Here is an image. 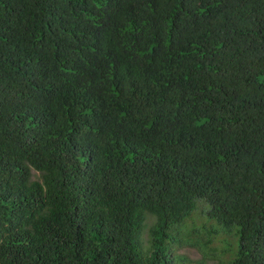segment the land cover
<instances>
[{
  "label": "trees",
  "instance_id": "16d2710c",
  "mask_svg": "<svg viewBox=\"0 0 264 264\" xmlns=\"http://www.w3.org/2000/svg\"><path fill=\"white\" fill-rule=\"evenodd\" d=\"M0 264H264V0H0Z\"/></svg>",
  "mask_w": 264,
  "mask_h": 264
},
{
  "label": "rangeland",
  "instance_id": "374dc122",
  "mask_svg": "<svg viewBox=\"0 0 264 264\" xmlns=\"http://www.w3.org/2000/svg\"><path fill=\"white\" fill-rule=\"evenodd\" d=\"M37 177H38V173H36L35 171H32V178L36 179ZM152 221L153 219L149 217L148 222L152 223ZM176 253L180 255H185L188 259L192 261H197L200 259V254L193 248L178 249Z\"/></svg>",
  "mask_w": 264,
  "mask_h": 264
}]
</instances>
